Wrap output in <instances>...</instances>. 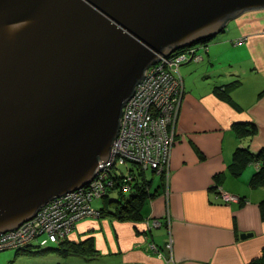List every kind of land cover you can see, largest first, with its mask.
<instances>
[{
  "label": "water",
  "instance_id": "1",
  "mask_svg": "<svg viewBox=\"0 0 264 264\" xmlns=\"http://www.w3.org/2000/svg\"><path fill=\"white\" fill-rule=\"evenodd\" d=\"M255 10L264 0H0V234L93 180L150 66Z\"/></svg>",
  "mask_w": 264,
  "mask_h": 264
},
{
  "label": "crops",
  "instance_id": "2",
  "mask_svg": "<svg viewBox=\"0 0 264 264\" xmlns=\"http://www.w3.org/2000/svg\"><path fill=\"white\" fill-rule=\"evenodd\" d=\"M250 13L229 24L201 63L179 69L184 90L174 144L141 218L83 221L73 241L93 239L96 253L64 258L67 264H259L264 185L253 178L261 165L256 158L233 165L237 150L255 156L264 148V10Z\"/></svg>",
  "mask_w": 264,
  "mask_h": 264
},
{
  "label": "rangeland",
  "instance_id": "3",
  "mask_svg": "<svg viewBox=\"0 0 264 264\" xmlns=\"http://www.w3.org/2000/svg\"><path fill=\"white\" fill-rule=\"evenodd\" d=\"M261 11L262 10L249 11V12H254V13H250V16H256L254 14L256 12H261ZM228 28H229V25L224 30H222L220 33H218L217 35L209 39L196 42L190 46H186L184 48L174 51L173 53L170 54L169 57H166V58L163 57L158 62V64L163 65L165 63L166 65H168L167 68H165L164 70V72L168 73L171 71L172 68H174L175 70H179L181 66L185 64L201 63L204 60L205 56L208 54L210 44H212V42H214L219 36L226 35V31L228 30ZM245 40L242 39L240 42H236V43L240 44L244 42ZM193 51H196L197 53L194 55ZM169 61H172V63L167 64V62ZM153 77L156 78V76H153ZM173 81H174L173 83H175L177 85L176 87L178 88V93L174 95L175 100L177 102L178 101L181 102L183 99V90H184L183 79L180 76V78L176 77V79H173ZM147 93L149 92L147 91L145 94ZM166 93H167V90L164 89L162 96H160V98L165 100L164 96ZM134 110L135 108L133 106L126 107L125 109L126 113L123 116L122 121H121V125L122 124L125 126L127 125L128 129H131L130 126H132V123L130 122L129 117L134 112ZM150 113H151L150 121L152 122L153 121L152 119H155L154 117L160 116L161 112L160 111L158 112L157 107L154 106L152 110L150 111ZM169 131L170 132L172 131V126L169 127ZM149 136L150 135H148V137ZM121 140H124V138L122 137ZM133 143L129 142V139H128L127 141L124 142V147L132 148ZM110 158H111V155H110ZM146 163H147L146 158H144L143 160V165H137L135 163H132L130 159L126 158L124 155L115 156L113 167H110L109 169L102 168L96 174V176L93 178V180L90 183L82 187L80 191L79 190L75 191V193L73 194V197L83 198V203H81V205L76 206V210L78 212L77 214H74L73 211L70 212L69 206L63 203V201L67 199V198L62 197V196H65L66 195L65 194V195L60 196L58 199L55 198L51 202H49L50 205L47 206L49 204L48 203L46 205L47 208H45V206L41 208L32 219L27 221V224H30L31 226H34V227L37 226L35 225V223L38 224L40 222V219L42 217V210H44V208L45 209L59 208L61 212L67 213L68 218H70L71 220L76 219L75 223L72 226L68 225L66 227H60L58 230L52 231L53 235L57 239L55 240L54 243L57 242L58 244H60L62 239H68L70 241H73L75 236L78 237V230H79L80 224L85 220L96 219L97 221H100L106 218H110L109 216L114 217L115 219L119 220L118 217H115L114 215L110 214L108 210L112 211L114 210V208L119 209L122 207V205L118 204L117 202H111V201L109 202L108 196H110V199L118 198L121 190L125 191L126 196L130 195V192L128 190L132 187L131 184L134 183L136 179L141 178V174H142L141 171H143L144 169L146 170L145 175L150 180V183L151 184L154 183V186L155 185L157 186V180H160L158 179L159 171L157 168L153 169V168L147 167ZM101 164H103L104 166V163H101ZM126 167L129 169L127 170L128 179L126 177L121 176L122 172L125 173L124 169H126ZM115 177H118V178L120 177L121 179L117 181L115 180ZM121 181L127 182V183L119 187V184ZM102 200L106 202L108 201V205H107L108 210H106V212H103V213L96 212L93 215H89V212L86 211L85 209L95 208L96 210H99L100 208L104 206V202ZM122 221H128V220H122ZM47 231H51V230H47ZM47 231H45V234L47 237H49L48 233H46ZM45 234L43 233V235ZM52 239L53 237L51 238V240ZM36 240L37 239L34 238L32 241L35 242ZM37 244L38 243H36V245ZM54 246H55L54 244H49L47 248L49 247L52 250L47 249L45 251H40V249L36 250L37 248L31 247L30 251L28 252L20 251L19 254L17 253L18 251L16 249L1 250L0 251V264H67V261H65L64 259L65 257L64 256L61 257V254L53 250L55 249ZM36 252L43 255V258H45L48 261L44 260L45 263H40L39 261L40 259L33 257L35 256ZM68 260H71V259H68ZM72 260L73 261H69L68 264H85L82 261H77L75 258Z\"/></svg>",
  "mask_w": 264,
  "mask_h": 264
},
{
  "label": "built area",
  "instance_id": "4",
  "mask_svg": "<svg viewBox=\"0 0 264 264\" xmlns=\"http://www.w3.org/2000/svg\"><path fill=\"white\" fill-rule=\"evenodd\" d=\"M171 63L172 61L167 62V64H171ZM164 65L165 68H167L168 65H166L165 63L163 65H159L157 63L156 67L164 66ZM154 68L150 67L149 69L146 70V75H144V78L137 85L132 97L125 104L123 108L121 121L126 113L125 112L126 107L133 106L135 108L134 112L129 117V120L132 123V126H130L131 129H128L127 125L125 126L122 124L120 126L118 137L115 140L112 148L111 158L109 159L110 161L109 163H105L104 166L103 164H101V169L107 168V165L111 163L114 164V157L116 155H114L113 152L115 151V148L119 147L120 144L124 147V142L128 140L126 133H129V137H130L129 142L133 143L134 141L133 146L132 148H126L127 150H129L128 154L126 155L120 154V155H124L126 158L130 159L132 163H135L137 165H143V160L144 158H146L147 167H151L153 169L157 168L159 174L166 172L169 161V154L174 144L173 127L176 122V115L181 102L179 101L177 102L174 97V95L178 93V88L176 87L177 85L173 83L174 82L173 79H176V76L173 74V72L177 70L172 68L170 72L166 73L164 72L165 70L164 68L162 73L155 74L153 71ZM153 76H156V78H154ZM161 77H164L166 80H169V84L161 86L160 96H162L164 89L167 90V93L164 96L165 100L160 98L161 102L158 101L156 104L153 105V107L156 106L157 111L158 112L160 111L161 113L160 116L154 117L155 119H152L153 121L151 122L150 111L152 110L153 107L149 109V102H150V98H152L153 86L150 85L149 78H152L155 82H157ZM147 91L149 93L145 94ZM170 126H172L171 132L169 131ZM148 135L150 136L148 137ZM122 137L124 138V140H121ZM78 190L80 191L81 188ZM74 193L75 191L67 193L65 196L62 197L64 198H69L70 196L73 197ZM222 195H223V199L226 202L235 201L234 196L224 193ZM49 205L50 203L47 206ZM47 206H45V208H47ZM42 214H43V210H42ZM26 225H30V224H26ZM35 225H37V223H35ZM30 227L33 226L30 225ZM36 228H34L33 231L27 230L28 232L27 231L20 232L18 231V229L16 230L17 232L16 231H13L14 233L11 232L12 234L11 236L8 237L9 241L6 249L25 248L26 246H29L31 243L30 238L32 240L35 238L33 234ZM21 229H23V227ZM43 233L45 234V232H42L41 236L43 235ZM46 233H48L49 236L48 239L51 242H55V240H57L56 237L53 235L52 231H47ZM41 236L38 235L37 237L40 238ZM52 237H53L52 239L53 241L51 240ZM3 239H5V237ZM46 244H47V240H43L41 243L42 246ZM6 249H2V250H6Z\"/></svg>",
  "mask_w": 264,
  "mask_h": 264
},
{
  "label": "trees",
  "instance_id": "5",
  "mask_svg": "<svg viewBox=\"0 0 264 264\" xmlns=\"http://www.w3.org/2000/svg\"><path fill=\"white\" fill-rule=\"evenodd\" d=\"M173 74L176 77L181 76L179 70L173 72ZM238 83H239L238 81L232 82L228 87L233 88L236 85H238ZM229 88H227L226 86L223 89L226 90ZM223 94L221 95V98L223 97L227 98L228 95L226 91L223 92ZM253 158H256L257 159L256 161L261 165L259 171L255 174L253 178V184L264 185V148L260 153H258L255 156H253V154H250L246 150L243 149L237 150L233 158V165L234 164L235 166H238L236 164L245 165L249 163ZM127 170L129 169L126 167V169H124L125 173L122 172L121 176L126 177L128 179ZM141 173H142L141 178L136 179L135 182L131 184L132 187L128 190L130 192V195L126 196L125 191L121 190L118 197L119 199L118 198L110 199V196H108L109 202L110 201L117 202L118 204L122 205L121 208L119 209L114 208V210L112 211L108 210L107 209L108 201L106 202L102 200L104 202V206L100 208L98 211L103 213L106 212V210H108L110 214L114 215L115 217H118L119 220H129V221L139 220L141 218V215L139 213L140 208L144 205L145 202H147L149 198L153 197V193L151 192L153 183L151 184L150 180L145 175L146 173L145 169L141 171ZM120 179H121L120 177L119 178L115 177V180L117 181H119ZM126 183L127 182L121 181L119 187L125 185ZM157 186H160V184ZM262 207L264 211V202L262 203ZM43 240H47V244L44 246L41 245ZM31 243L29 246L25 248H10V249H16L18 251L17 253L19 254L20 251H25V252L30 251L31 247H35L37 248V250L40 249V251H45L47 249H51L49 247L47 248L49 244H54L55 245L54 250L59 254H61V257L64 256L65 258H69V257L80 258L87 256L91 252L96 253L93 239L86 241H78V242L70 241L68 239H62L60 244H58L57 242L54 243L49 241L48 237L46 235H43L40 238H38L35 242L32 241ZM36 243L38 244L36 245ZM261 263L264 264V256L259 260V264Z\"/></svg>",
  "mask_w": 264,
  "mask_h": 264
},
{
  "label": "bare ground",
  "instance_id": "6",
  "mask_svg": "<svg viewBox=\"0 0 264 264\" xmlns=\"http://www.w3.org/2000/svg\"><path fill=\"white\" fill-rule=\"evenodd\" d=\"M196 53H197L196 51H193L194 55ZM150 67L154 68V67H156V64H154V65H152ZM164 68H165V65L164 66H159V67L154 68L153 71H154L155 74H160V73H162ZM149 82H150V85L153 86V88H152V98H150V102H149V109H151L153 107V105L156 104L158 101L161 102V100H160L161 86L169 84V80H166L164 77H161L157 82H155L152 78H149ZM126 134H127L126 136L129 139L130 138L129 137V133H126ZM128 151L129 150H127L126 148H124L120 144L118 148H115V151L113 152V154L116 155V156L120 155V154H125L126 155V154H128ZM109 161L107 163H109ZM113 165L114 164L111 163V164L107 165V168L109 169L110 167H113ZM58 198L59 197H57V199ZM63 203L67 204L69 206V211L70 212L73 211L74 214H77L78 212L76 210V206L81 205V203H83V198L70 197V198L65 199L63 201ZM85 210L89 212V215H93L94 213L99 212L95 208H86ZM75 221H76V219L71 220L70 218H68V214L64 213V212H61V210L59 208L44 209L42 217L40 219V222L37 224L38 227L37 226L30 227V225H26L27 224V221H26V222L22 223L18 228L14 229V230L1 233L0 234V250L6 249L8 241H9L8 237L11 236V234H12L11 232L16 231L17 229L20 232H26L27 230L28 231H33V229L37 227L34 230V234L33 235L35 236L36 239H38L39 237H37V236L38 235L41 236L42 232H45L47 230H51V231L58 230L60 227H66L68 225L72 226L75 223ZM22 227H23V229H21ZM4 237H5V239H3ZM30 241L32 242L31 238H30Z\"/></svg>",
  "mask_w": 264,
  "mask_h": 264
},
{
  "label": "clouds",
  "instance_id": "7",
  "mask_svg": "<svg viewBox=\"0 0 264 264\" xmlns=\"http://www.w3.org/2000/svg\"><path fill=\"white\" fill-rule=\"evenodd\" d=\"M180 107V106H179ZM163 174V173H162Z\"/></svg>",
  "mask_w": 264,
  "mask_h": 264
}]
</instances>
